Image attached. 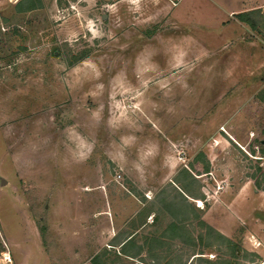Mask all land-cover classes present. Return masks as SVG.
Segmentation results:
<instances>
[{
  "label": "rangeland",
  "instance_id": "374dc122",
  "mask_svg": "<svg viewBox=\"0 0 264 264\" xmlns=\"http://www.w3.org/2000/svg\"><path fill=\"white\" fill-rule=\"evenodd\" d=\"M241 1L0 0V264H264V40L237 17L264 0Z\"/></svg>",
  "mask_w": 264,
  "mask_h": 264
},
{
  "label": "trees",
  "instance_id": "16d2710c",
  "mask_svg": "<svg viewBox=\"0 0 264 264\" xmlns=\"http://www.w3.org/2000/svg\"><path fill=\"white\" fill-rule=\"evenodd\" d=\"M34 7L35 6L33 4H30V6L28 8L33 9ZM237 17H238L240 22L246 24L253 32L257 33L264 40V15H262L261 12L242 13V14H239ZM259 171L263 172L261 169H259ZM207 172H208V169H206V173ZM180 188L186 195H188L189 197H192L191 194L188 193V186L187 185L181 186ZM177 193L184 200V202H186V203L188 202V199L183 194H181L179 191H177ZM178 213L182 219L181 223L176 224L174 222L169 227V230L175 234L174 237H177L178 235H185V232H186V229L184 227V222L186 221V216H187L188 210L186 208H181ZM201 225L205 226V224L203 222H201ZM208 228L210 229V231H213V229L211 227L208 226ZM125 254H127V253H125ZM95 264H96V261H95Z\"/></svg>",
  "mask_w": 264,
  "mask_h": 264
},
{
  "label": "crops",
  "instance_id": "0c3cea01",
  "mask_svg": "<svg viewBox=\"0 0 264 264\" xmlns=\"http://www.w3.org/2000/svg\"><path fill=\"white\" fill-rule=\"evenodd\" d=\"M242 2V4H244V0L243 1H241ZM257 8H259V9H261V8H263V6H259V7H257ZM250 10H252V8H250V6L249 5H243V7L242 8H240V9H232L231 11H229V14L231 13V14H237V13H239V12H247V11H250ZM198 179V178H197ZM183 182L182 180H179L178 182ZM170 184H167V185H165V186H174V188H175V190L176 191H179L181 194H183L187 199H188V202L190 201V203H191V205H193L192 203L193 202H201L202 200H204L203 199V196H193V195H191L192 197H189L188 195H186L182 190H181V188H180V184L178 183V184H176V182H169ZM149 200H144V201H142V202H148V203H151L152 201H153V198H148ZM141 202V201H140ZM141 202V203H142ZM143 205V204H142ZM204 216V215H203ZM202 221H203V217H202V219H201ZM85 221H87V220H85ZM134 235H132V237H133Z\"/></svg>",
  "mask_w": 264,
  "mask_h": 264
},
{
  "label": "built area",
  "instance_id": "2783aa9c",
  "mask_svg": "<svg viewBox=\"0 0 264 264\" xmlns=\"http://www.w3.org/2000/svg\"><path fill=\"white\" fill-rule=\"evenodd\" d=\"M180 160H183V158L180 156Z\"/></svg>",
  "mask_w": 264,
  "mask_h": 264
}]
</instances>
